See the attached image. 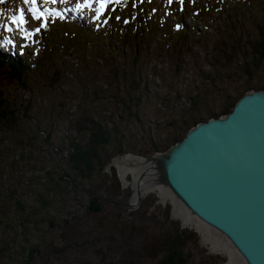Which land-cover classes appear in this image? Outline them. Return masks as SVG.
Masks as SVG:
<instances>
[{"label":"rangeland","instance_id":"obj_1","mask_svg":"<svg viewBox=\"0 0 264 264\" xmlns=\"http://www.w3.org/2000/svg\"><path fill=\"white\" fill-rule=\"evenodd\" d=\"M135 2L137 7L147 8L161 18L160 23L166 24L168 28H175L181 20L187 27L200 30L204 34L211 31L223 34L219 38L202 37L190 40L179 53L173 47L167 51L149 53L145 71L149 92L143 94L142 105L138 108L139 119L135 120L126 113H122V118L116 119L115 114H110L122 129V135L119 134L120 142L123 146L129 147L128 152L134 153L132 149H143L148 139L157 143L164 138L170 130L165 123L179 116V113L191 112V115H195L207 109L220 108L232 102L241 92L264 90V40L260 43L261 46L257 47L254 44L255 40L264 39L259 33V31L264 33V0H227L229 4H237L234 6L237 10L233 13L238 25L234 31L221 23L224 12L221 6L213 5L212 0L183 2L172 0L171 3L169 0H135ZM51 3V0H36L35 3L28 4L23 3V0H4L0 3V46L3 47H0V50L5 54L26 59L28 64L38 59L44 50L40 45L42 12L47 13L45 10L50 12L54 9ZM91 5L97 6L95 0H92ZM13 15L18 18L16 22L11 19ZM47 21L50 26L55 24L50 18H47ZM61 24L58 22L52 29L57 31L62 27L59 26ZM68 27L71 28V25ZM94 29L98 30L99 27ZM87 37L92 38L89 34ZM106 42H108L106 38L103 43L94 41L100 51V57L110 62L113 55L104 49ZM154 42L173 45L172 38L167 35L155 38ZM54 44L55 46L51 45L55 54L52 57L59 62L60 59L56 55L65 50L59 52L55 49L58 41ZM153 45L155 43H151V49ZM114 57L116 63L123 62L121 58ZM252 61L256 62L255 66ZM94 63L89 60V68L85 73H82V68L78 73L86 76L89 72L87 78L93 79V84L97 86L103 85L105 80L112 82L113 78L109 71L104 68L98 69L99 63ZM150 68L156 70L161 78L152 76L147 71ZM45 69L42 67V71L29 70L26 73L24 84L29 90L20 88L18 83L10 82L0 75V90L16 105L18 117L24 112L29 117H38L39 130L50 131L49 126L55 123L54 117L57 112L62 111L64 107L65 111L72 112L75 106L84 104L70 101V97L76 93L73 92L76 86L69 82L70 78L51 84V79L43 75ZM60 87L62 91L64 89L66 91L60 92ZM95 89L98 88L95 86ZM198 93L203 94V98L194 108L190 105L189 99ZM104 94L95 102L97 110L103 112L105 109L103 115L106 117L109 115L108 111L120 113L121 106L107 100L109 95L115 94L114 88L108 89ZM226 96L228 100L225 99ZM51 101L52 106L49 105ZM18 123H21L20 119ZM29 124L31 126L33 122L29 120ZM67 136L62 127L55 129L53 127L49 141L59 147H65L64 141ZM102 173L103 179L94 180L86 188H95L101 197L113 201L104 202L99 213L93 214L81 209L68 216L65 225L62 224V218H57L53 228L28 225L25 233L18 236L15 230L10 232L0 229V244L2 239L11 238L17 256L22 255V245L35 247L29 264H154L163 254L161 247L165 248L175 238L185 257V264H227L228 255L223 251L220 253L209 251L203 236L202 241L192 229L180 227L179 221L171 215L168 200L161 203L154 192L146 193L136 208L130 210L126 205L130 194L129 188L121 187L118 175L111 166ZM8 219L11 220V217ZM8 250L9 246L8 249L3 248V254H0L1 264L4 263L1 257L4 258Z\"/></svg>","mask_w":264,"mask_h":264},{"label":"trees","instance_id":"obj_2","mask_svg":"<svg viewBox=\"0 0 264 264\" xmlns=\"http://www.w3.org/2000/svg\"><path fill=\"white\" fill-rule=\"evenodd\" d=\"M52 3L54 9L50 12L45 10L47 13L42 12L40 45L44 50L40 57L28 64L26 59L5 54L0 50V75L10 82L18 83L20 88L29 90L24 84L26 73L29 70L42 71V67L48 68L43 71V75L51 79V84L70 78L69 82L76 86L73 90L76 93H73L70 101L81 102L84 106H75L72 112L65 111L64 107L55 114V123L49 126L50 131L39 130L40 119L29 117L25 112L18 117L16 105L0 90V229L10 232L15 230V233L18 232L17 236L24 234L28 225L53 228L57 218L64 220L81 209L93 214L99 213L104 202H113L101 197L97 189L86 188L94 180L103 179V167L114 155L129 150V147L120 142L119 134L122 135V129L115 118H122V113H126L135 120L139 119L138 108L142 105L143 94L149 92L145 72L149 53L167 51L171 47L179 53L190 40L202 37L219 38L223 34L212 31L204 34L200 30L187 27L181 20L175 28H168L149 9L140 5L137 7L135 0H121L120 3L111 0L103 7L97 3L93 7L92 0L89 4H85L83 0H57ZM212 3L221 6L224 12L221 23L228 25L232 31L236 30L238 23L233 12L237 10L234 7L237 4H229L227 0H212ZM47 18L55 24L50 26ZM58 22L62 23L59 25L62 27L55 31L52 28ZM95 27L99 29L95 30ZM259 33L264 36L262 31ZM87 34L92 38H88ZM161 35L171 37L173 45L154 42ZM104 38L108 41L104 49L113 55L110 57L112 63L100 57V51L94 43H103ZM237 38L240 39L239 36ZM263 40H255V46L258 47ZM56 41L58 45L55 49L59 52L65 50L56 55L59 62L52 57L55 56L52 46H55ZM151 43H155L152 49ZM114 56L121 58L123 62L116 63ZM89 60L94 61V64L99 63L98 69H107L113 81L105 80L103 85L97 86L93 84V79L87 78L89 72L86 76L78 73L80 68L85 73L89 68ZM252 64L255 66L256 62L252 61ZM147 71L152 76L161 78L153 68ZM60 88V92L66 91ZM110 88H114L115 94L109 95L107 100L120 105L122 111H108L109 115L106 117L103 115L106 110H97L95 102ZM244 92L217 109H207L195 115H191V112L179 113V116L165 123L170 130L164 138L157 143L148 139L146 147L132 151L150 156L156 151L165 150L181 140L186 131L197 122L230 112L235 101ZM175 95L178 96L177 93ZM202 98L203 94L198 93L189 99V103L196 108ZM227 98L228 96L225 97L226 100ZM52 104L51 101L49 105ZM79 109L81 111L78 112ZM111 113L115 114V118L110 116ZM19 119L21 123H18ZM28 119L33 125L30 126ZM53 127H62L65 130L68 135L64 141L65 147L49 141ZM13 242L11 238L2 239L1 255L3 248L8 249L9 246L5 257H1L4 260L2 264H29L35 247L22 245V255L17 256L15 247L11 244ZM161 248L163 254L154 264H185V257L180 251L177 239L173 238V242Z\"/></svg>","mask_w":264,"mask_h":264},{"label":"water","instance_id":"obj_3","mask_svg":"<svg viewBox=\"0 0 264 264\" xmlns=\"http://www.w3.org/2000/svg\"><path fill=\"white\" fill-rule=\"evenodd\" d=\"M125 156L137 162L134 180L129 172L119 177L114 165ZM110 166L121 187L129 188L128 209L159 187L167 197L154 194L161 203L169 201L181 228L192 229L203 241L193 226L182 225L177 210L203 226L237 264H264V90L245 91L230 112L197 122L163 151L116 154L103 170ZM143 181L152 190H141Z\"/></svg>","mask_w":264,"mask_h":264},{"label":"bare ground","instance_id":"obj_4","mask_svg":"<svg viewBox=\"0 0 264 264\" xmlns=\"http://www.w3.org/2000/svg\"><path fill=\"white\" fill-rule=\"evenodd\" d=\"M136 164H137V162L129 156L118 158L114 162V165L117 169L119 177H122L126 172H129V173H131L132 180H134V178H135V172H133V170L134 171L136 170L135 169ZM132 185H133V183H132ZM139 186H140L141 190H146V191L152 190L151 187L146 185L145 181H143L142 184ZM146 187H148V188H146ZM152 191L153 192L159 191V193L157 192V194L159 196H161V198L167 197V194L165 192H163L159 187H156L155 190L153 189ZM152 191H150V192H152ZM175 213H176L177 217L180 219L182 225H191V226L195 227V229L197 228L196 230L204 237V239L206 240V243H208L210 245V247L215 252L220 253V251H223L226 255H228L227 264H237V262L233 258L232 253L230 251H228L227 248L223 244L219 243L214 238L210 237L208 235L207 231H205V228L203 226L196 223L195 221H188L185 217V214L180 210H177V212L175 211Z\"/></svg>","mask_w":264,"mask_h":264},{"label":"snow or ice","instance_id":"obj_5","mask_svg":"<svg viewBox=\"0 0 264 264\" xmlns=\"http://www.w3.org/2000/svg\"><path fill=\"white\" fill-rule=\"evenodd\" d=\"M3 2H4V0H0V3H3ZM29 2H31V3H35L36 0H23V3H25V4H28ZM51 2H55V0H51ZM84 2H85V4H89V3H91V0H84ZM95 2H96L97 4H99L101 7H103L104 5L110 3L111 0H95ZM115 2H116V3H120L121 0H115ZM171 2H172V0H169V3H171ZM181 2H183V0H181ZM11 19H12L13 22H16L18 18H17V16L13 15V16L11 17ZM22 22H23V21L21 20V23H22Z\"/></svg>","mask_w":264,"mask_h":264},{"label":"flooded vegetation","instance_id":"obj_6","mask_svg":"<svg viewBox=\"0 0 264 264\" xmlns=\"http://www.w3.org/2000/svg\"><path fill=\"white\" fill-rule=\"evenodd\" d=\"M114 204V203H113ZM118 204H120V203H118ZM73 218V220H74V216L72 217ZM67 223V221L64 219L63 221H62V224L63 225H65Z\"/></svg>","mask_w":264,"mask_h":264}]
</instances>
